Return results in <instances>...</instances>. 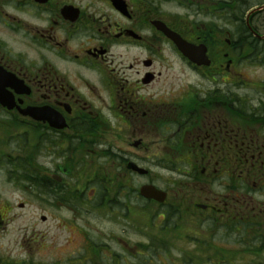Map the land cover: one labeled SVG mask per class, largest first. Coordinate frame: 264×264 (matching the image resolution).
Here are the masks:
<instances>
[{"label": "flooded vegetation", "instance_id": "obj_1", "mask_svg": "<svg viewBox=\"0 0 264 264\" xmlns=\"http://www.w3.org/2000/svg\"><path fill=\"white\" fill-rule=\"evenodd\" d=\"M257 15L228 30L150 0H0V264H154L171 243L148 237V203L159 229L175 208L195 231L204 220L236 225V250L203 230L179 264H264ZM179 37L209 64L186 58ZM146 184L166 192L164 203L140 195ZM10 189L25 197L17 206ZM36 204L105 208L109 220L20 253L9 225Z\"/></svg>", "mask_w": 264, "mask_h": 264}, {"label": "rangeland", "instance_id": "obj_2", "mask_svg": "<svg viewBox=\"0 0 264 264\" xmlns=\"http://www.w3.org/2000/svg\"><path fill=\"white\" fill-rule=\"evenodd\" d=\"M161 3V5L172 11H175L178 14H191L189 18L197 19L204 23L213 22L216 25L223 26L224 28L231 30L234 28H239L240 23L236 20V17L232 16V12L226 11L224 4L219 6H211L209 5V0H150ZM246 5L249 7L256 4L263 3L264 0H244ZM240 2H236L237 8H240ZM210 11V13H208ZM230 16V18H229ZM254 25L260 32H264V12L256 16L254 20ZM257 71L260 72V69L250 68L245 71L247 76H254L257 74ZM261 72H264V69H261ZM9 194V202H13L15 206H17V202L25 199L23 195L16 191H6ZM89 201V200H88ZM90 205V204H88ZM102 210L104 212H102ZM99 209L92 206H87L85 210H81L76 212L75 214L65 212H59L54 207L49 204L39 205L36 204L32 207L25 206L22 209H16L15 211L19 214V217L11 223L10 227H15V235L12 238L16 237L19 239V244L17 245V251L20 253L28 252L29 249H33L36 252H43L41 246L46 247L53 244L64 243L67 238L71 239L72 237H76L78 234L77 229H81L82 224L81 221H93L98 224H94V226L98 227L99 230L106 227L107 225L105 222L109 220V217L106 213V209ZM153 210L152 205H147L146 207V214L145 220L146 223L149 224L150 220H152V227L155 228V220L159 222L160 218H155V220L151 217V212ZM167 209L162 208L161 211H165ZM46 216V220L43 221L40 219V216ZM177 215H173L169 218L167 217V221L165 223L167 234L164 232L160 233L156 228L155 230L158 231L159 234L164 236L173 237L177 233L180 235L188 236L183 239L173 238L169 240L168 252L162 253L159 257L154 256V260H150V262L154 264H179V255H181L182 251L191 250V240L194 238L193 230L194 228H190L192 226L190 220L187 217L177 218ZM72 222V223H70ZM64 223H66L64 225ZM64 225L66 228L63 230L61 225ZM180 226L178 229H172L173 226ZM58 227H60L58 229ZM87 231L90 229L87 226H83ZM152 227H147L146 233L153 238H159V235L154 233ZM201 229H197L200 233L201 231H207V235L210 237H214L215 241H219V247L225 248L227 251L236 250L234 244L237 235L235 232L228 231L229 227L226 229L220 225L213 226L211 223H207V220H204L200 223ZM75 229V232H72L71 229ZM199 228V227H198ZM172 229V231H171ZM83 231V230H82ZM73 233V234H72ZM179 238V237H178ZM223 240H218L222 239ZM22 242L25 247H22ZM132 242H136V240H132ZM136 244L129 245V252H132L130 249H134ZM28 248V250H27ZM216 252V250L214 251ZM229 259V258H227ZM144 260L141 258L139 260H131L127 261L128 264H142ZM120 263V262H119ZM123 263V262H121ZM232 263V262H231ZM230 263V264H231ZM213 264V263H209Z\"/></svg>", "mask_w": 264, "mask_h": 264}, {"label": "water", "instance_id": "obj_3", "mask_svg": "<svg viewBox=\"0 0 264 264\" xmlns=\"http://www.w3.org/2000/svg\"><path fill=\"white\" fill-rule=\"evenodd\" d=\"M263 8H264V5H262L258 8H255L252 12L257 11V10H262ZM180 49L191 61H194L198 64L204 62V58L202 57V55H200V56L203 60H201L199 57H196L192 54V52H193L192 49H188V48L182 47V46H180ZM140 193L142 196L146 197L147 199H151V200H154V201H157L160 203L163 202L165 197H166L165 192L157 189L153 185L143 186L140 190Z\"/></svg>", "mask_w": 264, "mask_h": 264}, {"label": "trees", "instance_id": "obj_4", "mask_svg": "<svg viewBox=\"0 0 264 264\" xmlns=\"http://www.w3.org/2000/svg\"><path fill=\"white\" fill-rule=\"evenodd\" d=\"M236 2H240V6H242V9L237 8L236 6ZM226 8V11H228V13L230 11H233L232 16L235 15L236 20L241 19L242 20V14L245 12V10L249 7L248 5H246L244 0H228V1H224L223 2ZM236 225L235 224H231L230 227L226 230L228 231H232L235 232L236 231ZM236 233V232H235Z\"/></svg>", "mask_w": 264, "mask_h": 264}, {"label": "bare ground", "instance_id": "obj_5", "mask_svg": "<svg viewBox=\"0 0 264 264\" xmlns=\"http://www.w3.org/2000/svg\"><path fill=\"white\" fill-rule=\"evenodd\" d=\"M240 9H242V6H240Z\"/></svg>", "mask_w": 264, "mask_h": 264}]
</instances>
